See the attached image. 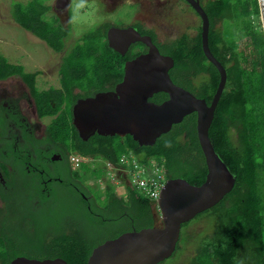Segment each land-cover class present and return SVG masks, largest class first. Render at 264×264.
<instances>
[{"label":"trees","instance_id":"obj_1","mask_svg":"<svg viewBox=\"0 0 264 264\" xmlns=\"http://www.w3.org/2000/svg\"><path fill=\"white\" fill-rule=\"evenodd\" d=\"M201 6L209 19V48L226 71L225 86L208 134L214 149L236 179L230 192L217 204L182 223L176 250L165 260L167 264H175L182 257L186 258V264H264V35L262 30L252 27L250 19V16L260 15L259 6L257 0H201ZM47 9L45 4L20 8L17 21L59 51L63 47L61 35L66 29L42 16ZM227 19L233 22V28L238 25L234 32L224 33L223 23ZM219 22L221 25L217 26ZM144 32L152 37L161 53L173 58L174 64L169 69L173 82L209 103L219 74L203 54L200 26L194 35L182 33L165 41H158L152 31ZM94 38L99 41L95 43ZM81 42V50L77 51L80 55L77 60L82 62L81 65L69 73L63 70L61 74L67 107L78 97L113 89L122 79L125 60L136 54L129 52L121 55L109 47L103 27L90 31ZM250 42H254L252 48L248 46ZM81 71L89 77L90 84L85 89L72 81ZM15 74L29 83L34 76L0 56V80ZM200 75L201 78L195 81L194 78ZM75 87L83 92L74 94ZM166 97L167 94L158 92L149 100L159 103ZM60 101H56L55 108L59 107ZM37 102L42 104V98L38 97ZM47 106L52 109L50 104ZM195 124L196 114L193 112L173 124L154 144L139 145L130 135L120 137L95 133L82 140L71 123L61 119L62 127L69 129L71 126L74 130L70 146L72 153L116 165L122 154L130 152L141 164H148L151 160L160 162L167 178L182 177L191 184L199 185L205 179L206 165ZM82 164L73 172L72 178H63L61 183L54 182L53 192L64 195L71 208L61 222L52 220V214L43 213L53 203L46 201L45 195L40 192L37 177L31 182L26 178L23 185L15 182L14 178L8 180V187L12 190L1 192L5 205L12 206L10 197L16 189L24 200L23 205L41 206L44 211L34 215L43 214L51 220L52 226L44 232L35 224L34 216L28 221L22 216L25 226L18 237L11 226L13 220L9 221L11 217L0 220V264H8L19 255L40 259L60 257L68 264H87L93 247L104 240L124 231L156 225L157 207L130 185L124 186L125 192L121 195L114 183L103 180L100 201L87 207L74 186H79L85 195L90 193L91 187L80 178ZM13 167L20 170L18 174L22 178L24 168L18 164H13ZM86 178L100 179L93 172ZM36 199L39 201L34 203ZM99 209H104L103 215L95 214ZM74 215L78 219H74ZM102 216L110 220H101ZM196 218L204 223L205 229L195 234L192 241L188 230ZM99 232L104 233L99 236ZM189 246H193L192 255L188 252Z\"/></svg>","mask_w":264,"mask_h":264},{"label":"water","instance_id":"obj_2","mask_svg":"<svg viewBox=\"0 0 264 264\" xmlns=\"http://www.w3.org/2000/svg\"><path fill=\"white\" fill-rule=\"evenodd\" d=\"M66 2L67 0H62ZM200 17L201 48L206 59L218 71L219 81L208 103L173 82L169 69L174 61L159 51L151 37L134 27H110L108 46L124 55L128 46L140 42L146 51L124 62L122 79L113 89L97 91L78 98L71 107V121L78 136L87 140L99 135H130L139 145H152L173 124L196 114V134L204 156L206 175L199 184L185 178H167L156 200L160 224L128 230L93 247L87 264H158L176 250L181 225L198 213L217 204L233 188L236 175L214 149L208 131L226 82L223 65L208 44L209 19L199 0H185ZM264 35V0H257ZM167 97L157 103L149 100L155 93ZM8 264H68L60 257L35 258L16 256Z\"/></svg>","mask_w":264,"mask_h":264},{"label":"rangeland","instance_id":"obj_3","mask_svg":"<svg viewBox=\"0 0 264 264\" xmlns=\"http://www.w3.org/2000/svg\"><path fill=\"white\" fill-rule=\"evenodd\" d=\"M54 1L55 0H0V56H3L12 65L21 67L26 73L38 71L35 79V86L39 88H47L49 85L59 86L58 78L63 70L64 72L67 71L69 73L74 70V67L81 65L82 62L77 60L80 57L77 51L78 49L81 50L82 37L90 31H94L98 24L105 20L110 21L108 19H112L114 22H125L130 18H133V16L139 17L148 25L153 26L158 41L172 39L182 33L193 35L197 32V28L200 24L199 17L181 0H113L114 2L104 1V3L102 2L100 5L95 0H72L70 1L71 21H69V26L65 23V15L62 17L63 26L68 27L65 28L66 31L61 37H68L65 39V43L63 40L61 41V45L68 46V48L66 51L59 53L54 52L44 40L35 37L32 32L23 28L17 21L20 8L29 9L30 6L45 4L48 6V9L42 14V16L46 18L48 22L51 21L54 25H58L59 23L57 19L52 15V13H54ZM250 19L251 25L254 29L262 30L260 15L250 16ZM220 25L221 22L217 23V26ZM237 26L233 28V22L227 19L224 21L222 29L224 33L229 32L230 30H233L234 32ZM93 41L97 43L99 40L94 38ZM253 43L254 42H250L248 46L252 48ZM58 65L59 72L57 71ZM201 76L202 75L196 76L194 78L195 81L199 80ZM17 79L18 77L16 76H9L5 80H0V88L5 87L11 90V85L18 83ZM72 81L76 82L83 89L87 88L90 84L88 75L82 71L79 76L76 75L73 77ZM36 90L33 89L32 92L34 94L38 93V97L44 100L42 106L44 111L48 112L49 110L47 102L45 103L49 97H52L58 103L59 98L56 93L57 91L51 86L46 91L43 89L38 90L37 88ZM51 117L52 115L41 121L43 123H48ZM51 122L52 125L56 124L58 119H53ZM61 128L62 127L59 126L58 129H56L59 132V135L53 137L59 138L60 134H63V132L59 131ZM0 165L2 166V163H0ZM80 171H82L80 173L81 180L91 187L90 193H92L96 201L99 202V194L103 193L104 185L101 186L99 183L100 179L95 180L92 178L87 180L86 177L87 175H90L91 172L100 178L106 176L107 168H105L104 163H100V160L83 162ZM6 175L8 176V173H6ZM10 177L13 178L12 175ZM101 179L104 180L105 178ZM113 185L116 187L118 194H124L125 189L121 183H114ZM60 196L61 207L59 210L61 213L59 210L52 213V220L61 222L64 219V210L68 211L71 208L69 207L65 196ZM23 201L24 200L19 192L16 191V194L12 195L11 203L12 206H16L17 212H15L14 215H10L12 217L9 221L13 220L11 226L18 237L23 233L22 229L25 226L23 224L22 216H24L26 211L29 210L27 205H23ZM10 210L7 211V209H5V216L9 215ZM155 215L157 219L156 225H159L161 222L158 209H155ZM34 217L35 224L44 232L52 226L51 220L46 216L37 214L34 215ZM196 219L192 221L190 229L188 230V235H190L189 237L192 236V241L194 240L193 236L195 234H198L201 230L205 229L204 223L201 220H198V218ZM101 233L99 232L98 235L100 236ZM189 247L190 250L188 252L192 255L193 246ZM185 259L186 258L182 257L175 264H186L187 260L185 261ZM161 264H167L166 260L162 261Z\"/></svg>","mask_w":264,"mask_h":264},{"label":"flooded vegetation","instance_id":"obj_4","mask_svg":"<svg viewBox=\"0 0 264 264\" xmlns=\"http://www.w3.org/2000/svg\"><path fill=\"white\" fill-rule=\"evenodd\" d=\"M70 1L72 0H67L66 2H63L62 0H55L53 4L54 13H52V15H54L58 23L63 28H67L70 24L69 21H71ZM95 1H97L98 4L100 5L102 4V2L104 3V1L114 2L119 0H114V1L95 0ZM181 1H183L188 7L192 9V7L189 5L188 2H186L185 0H181ZM199 2L201 4V0H199ZM63 15H65V23L68 25L65 27L63 26V21H62ZM108 20L110 21L105 20L102 23L98 24L97 26V28H101V27L104 28L106 40H107L106 38L107 30L112 26L119 28H126L131 26L136 28V30L140 34H146V35L149 34L145 33L144 31L149 30L152 31L156 36V32L153 26L148 25L146 22L142 21L143 19H140L139 17L133 16V18H130L125 22H114L112 19H108ZM200 24H201V20H200ZM196 33L197 32H195L194 34ZM34 36L38 37L36 35ZM67 37L68 36L63 37L64 43ZM67 48L68 46L66 47L65 45H63L60 52L54 50L51 47V49L54 52H59V53L66 51ZM144 51H146V46H144L140 42H134L128 46V49L125 52V54L129 52H136V54L134 55L135 57L137 54ZM58 68L59 65L57 67V71ZM29 74H34L31 83L26 82L21 76L15 74L11 76L18 77L17 79L18 83L11 85L12 87L11 90L5 87L0 88V151L2 153L0 154V163H2V166L0 165V220H3L4 218H10L12 217L10 215H14L15 212H17L16 206L7 207L5 205L4 200L1 197L2 191L8 192L10 191V188L12 190V187H8L7 184L8 180L11 179L10 177L11 175L13 176L15 182L21 185L24 184L25 182L24 180L26 178L29 182H31L33 179L37 177L40 182V192L43 195H45L46 201H48L49 203H53V205L46 207L45 211L41 206H28L29 210H27L24 215L25 220L28 221L34 216V213L38 211L43 210L44 211L43 213L50 215L52 213H55L57 210H59V208L61 207L60 206L61 193L55 191L53 192L54 187L56 186L54 182L58 181L61 183L63 178H72L73 172L76 170L72 166L69 160V156L72 153L70 146L73 143L74 130L76 131L71 121L72 118L71 107L75 101L71 103L70 106L67 107V96L65 92V87L62 83V75L60 74V77L58 78L59 86L49 85V87L51 86L53 89H55V91H57L56 93L60 98L59 100H61L59 107L55 108L56 101L52 97H49L45 101V103L47 102V104H50L52 109H49L48 112L44 111L42 109L44 100L42 99L43 100L42 104H38L37 100L39 94L38 93L34 94L32 90L33 89L36 90L37 88L38 90L43 89L46 91L49 87L39 88L35 86V79L38 74V71L29 72ZM5 79H1V80H5ZM82 92L83 91L79 87H75L73 89L74 94H78ZM78 98H82V97H78ZM51 115L52 117L49 119L48 123H43L41 121ZM62 118H64L66 121H69V123H71V125L73 126L74 130L72 129L71 126L68 127L69 129L62 127L61 126ZM53 119L54 120L58 119L59 126L62 127L61 129H59V131L63 132V134H60L59 138L53 137L55 135L57 136L59 133L56 130L59 127L58 122L52 125L51 121ZM13 164H18L19 166L24 168L25 174L24 173L23 175L21 174L22 178L18 174L19 173L18 171L20 170L15 169L13 167ZM5 170L8 172L9 174L8 176L5 175ZM74 186L80 192L87 207H90L91 204L97 205L98 202L96 201L92 193H88L87 195H85L83 191L79 189V186L78 187L76 185ZM14 193L16 194V189ZM29 194L31 193L29 192ZM37 195L40 196V193H37ZM38 201L39 200L36 199L33 202L35 203ZM5 209H7V211L11 209L9 215L8 216L6 215L7 217L5 216L6 214ZM99 210L102 212L96 211L95 214L98 216L103 215L104 209H99ZM59 212L61 213L60 210ZM65 216H66V211L64 210V217ZM72 217L74 219H78L77 215H74ZM101 220L109 221L110 218L102 216Z\"/></svg>","mask_w":264,"mask_h":264},{"label":"built area","instance_id":"obj_5","mask_svg":"<svg viewBox=\"0 0 264 264\" xmlns=\"http://www.w3.org/2000/svg\"><path fill=\"white\" fill-rule=\"evenodd\" d=\"M69 160L75 169L79 168L83 162L93 161L76 153H71ZM104 166L107 168L105 179L110 180L112 183H121L123 186L130 185L134 187L139 194L147 197L157 207L156 200L160 189L167 179L165 170L160 162L151 160L148 164H141L129 152L122 154L116 165L105 162ZM99 183L102 186L103 179L100 178Z\"/></svg>","mask_w":264,"mask_h":264}]
</instances>
